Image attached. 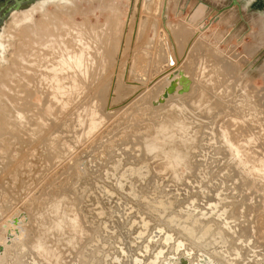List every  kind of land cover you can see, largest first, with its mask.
Here are the masks:
<instances>
[{
	"label": "rangeland",
	"instance_id": "obj_1",
	"mask_svg": "<svg viewBox=\"0 0 264 264\" xmlns=\"http://www.w3.org/2000/svg\"><path fill=\"white\" fill-rule=\"evenodd\" d=\"M56 1L0 26V264H264V0Z\"/></svg>",
	"mask_w": 264,
	"mask_h": 264
},
{
	"label": "bare ground",
	"instance_id": "obj_2",
	"mask_svg": "<svg viewBox=\"0 0 264 264\" xmlns=\"http://www.w3.org/2000/svg\"><path fill=\"white\" fill-rule=\"evenodd\" d=\"M146 1H148V0H145V2ZM40 3L41 4V6H44V5H46L47 3H50L51 2V0H39V1H37V2H34V3H32V4H29V5H27V6H25V7H23L22 9H20V10H18V11H14V12H11V14L9 15V17L11 18V16L13 15V14H15V13H17V12H21V11H24V10H27V9H29L30 7H32L33 5H35L36 3ZM69 2V0H57L56 1V3L55 4H69L68 3ZM165 7V6H164ZM164 10V9H163ZM165 11V10H164ZM163 12V11H162ZM165 24V23H164ZM163 24V25H164ZM3 32V31H2ZM2 32L0 33V63L3 61L2 59H3V57L1 56V52H2V48H3V46H4V44L2 43V38H1V35H2ZM25 32V31H24ZM23 32V33H24ZM23 33H21V34H23ZM42 35V34H41ZM23 36H25V37H27V36H32V39H33V34L31 33V35H29L27 32H25L24 34H23ZM38 36V35H37ZM43 36V35H42ZM30 38V37H29ZM28 40V39H27ZM29 41V40H28ZM31 41V40H30ZM33 42V41H32ZM28 44V43H27ZM30 45V44H29ZM32 47H34V46H32ZM61 62V61H60ZM61 63H63V62H61ZM173 64V63H172ZM61 66H64V65H61ZM60 66V68H62ZM57 67V66H56ZM58 67H59V65H58ZM57 67V68H58ZM65 67V66H64ZM63 67V68H64ZM57 69V70H61V69ZM66 69V68H65ZM65 69H63V70H65ZM62 71V70H61ZM180 71H177L175 74H173V75H171L170 76V83L171 82H173L174 83V85H175V91L174 92H176L177 94H178V91L181 89V87H180V82H179V75H178V73H179ZM184 74V73H183ZM175 76V77H174ZM186 78H187V76L186 75H184ZM61 78V77H60ZM189 80V79H188ZM169 83V84H170ZM177 85L179 86V89H177L176 87H177ZM169 86V85H168ZM167 86V87H168ZM166 87V88H167ZM165 88V89H166ZM165 89H164V91H165ZM164 91H162V93H161V95L158 97V99H157V101H159L161 98H162V95H163V93H164ZM173 92V93H174ZM157 101H156V103H157ZM164 101V99L162 100V102ZM161 102V103H162ZM170 104H171V102H170ZM176 105H174V104H172V105H174V109H176L178 106H177V103H175ZM175 106H177V107H175ZM171 107V109H173ZM168 111V110H167ZM166 111V112H167ZM172 114V112H167V114L169 115V114ZM173 116H174V112H173V115L172 116H170L169 115V119H171V118H173ZM24 117V116H23ZM24 119V118H23ZM21 120V119H20ZM30 120V119H29ZM26 121V120H25ZM24 122V121H23ZM28 123V122H27ZM26 123V124H27ZM29 124H31V123H29ZM24 125H25V122H24ZM15 126H16V124H15ZM29 126H31V125H29ZM21 127H24L23 125L21 126ZM32 127V126H31ZM27 128H29V127H27ZM34 128V127H33ZM31 130V129H30ZM160 130V129H159ZM179 131H181V130H179ZM29 132V131H28ZM163 133V132H162ZM178 134H179V132H178ZM180 135H181V133H180ZM175 136V135H174ZM179 136V135H178ZM172 137V135L170 136V138ZM175 138H178V137H175ZM173 139V138H172ZM170 140V139H169ZM174 143V142H173ZM171 148V147H170ZM177 151V150H176ZM175 153V152H174ZM178 153V152H177ZM184 158V157H183ZM186 158V157H185ZM183 160V159H182ZM186 160V159H185ZM184 161V160H183ZM174 162H176V160L174 161ZM179 162V161H178ZM179 164V163H178ZM185 164V163H184ZM186 165V164H185ZM168 167V166H167ZM175 167V166H174ZM173 167V165H172V168H174ZM188 167V166H187ZM189 169V168H188ZM168 170H169V168H168ZM193 171V170H192ZM246 171H248V169L246 170ZM245 171V172H246ZM156 172V171H155ZM175 172V171H174ZM194 173V172H193ZM248 173V172H247ZM166 174V173H165ZM173 174V173H172ZM185 174V173H184ZM187 175V174H186ZM191 175V174H190ZM248 175V174H247ZM160 176H162V175H160ZM223 176H225V175H223ZM238 176V175H237ZM250 176V175H249ZM154 177V176H153ZM251 177V176H250ZM249 177V178H250ZM156 178V177H155ZM174 178V177H173ZM194 178V177H193ZM238 178V177H237ZM152 179V178H151ZM177 179V178H176ZM253 179H255L254 177H253ZM172 180V179H171ZM183 180V179H182ZM242 180H243V178H242ZM239 181H241L240 179H239ZM245 181H247V180H245ZM244 181V182H245ZM252 181V180H251ZM150 182V181H149ZM149 182H147V184H149ZM166 182V181H165ZM168 182V181H167ZM170 182V181H169ZM178 182V181H177ZM179 182H181V181H179ZM179 182H178V184H179ZM250 182V181H249ZM240 183H242V182H240ZM177 184V183H176ZM245 184V183H244ZM241 185V184H240ZM245 185H247V184H245ZM178 186V185H177ZM181 186H182V184H181ZM146 187V186H145ZM242 187V186H241ZM99 189H100V187H98ZM104 189V188H103ZM117 196V195H116ZM100 202L102 203V202H104L103 200H100ZM146 202V201H145ZM171 202V201H170ZM118 204V207L119 208H122V207H124V211L122 210V216H123V218H126L127 216H129V214L131 213L130 211V208L128 207V206H126L125 204H121L120 202H117ZM164 205V204H163ZM100 206H102L101 204H100ZM100 206H98V204H96V207L100 210V214H98L99 215V218H101V219H103L102 221H101V224L103 225V227H104V234H106L107 232L109 233V231L111 230V227L113 226V220L114 219H116V218H114L113 217V215H111L110 213H112V211L110 210V209H106V208H102V207H100ZM153 206V205H152ZM155 206V205H154ZM165 207V206H164ZM154 211V210H153ZM141 212V211H140ZM151 212V211H150ZM120 215V214H119ZM156 215V214H155ZM133 216H136V217H134L133 218V221H135L134 223H133V226L135 225V227H134V232H133V234H132V239L130 240V245H132V246H134V244H136L139 240H140V238L143 236L144 237V233H145V230H147V228H145V226L147 227V225H146V223H145V220L143 219V217L142 218H140V217H137L138 216V214L137 213H135ZM157 217H158V215H156ZM118 217V216H117ZM120 217H121V215H120ZM16 218V217H15ZM120 220V219H119ZM132 220V219H131ZM130 220V221H131ZM18 222V221H17ZM25 222V221H24ZM8 223H9V221H8ZM8 223H5L6 225L8 224ZM10 223H11V221H10ZM21 222H19L18 224H20ZM150 223H152V222H150ZM150 223H148V224H150ZM9 225V224H8ZM7 225V226H8ZM16 225H17V223H16ZM5 226V225H4ZM10 227H11V225H9ZM19 226V225H18ZM58 226V225H57ZM61 226V225H60ZM132 226V227H133ZM13 227H15V226H13ZM41 227V226H40ZM131 227V225L129 226V228ZM162 227V226H161ZM54 228V227H53ZM128 228V229H129ZM159 228V227H158ZM62 229V228H61ZM17 230V229H16ZM33 231V230H32ZM124 231V230H123ZM153 231V230H152ZM169 231V230H168ZM35 232V231H34ZM36 232H37V230H36ZM142 232V233H141ZM147 232V231H146ZM16 234V233H15ZM110 234V233H109ZM59 235V234H58ZM14 236V235H13ZM13 236H12V238H13ZM11 237V235L9 236V238ZM147 238V237H146ZM160 238V237H159ZM148 239V238H147ZM7 240V239H6ZM21 240V239H20ZM24 240V239H23ZM119 240V239H118ZM117 240V241H118ZM156 240H158V238L156 239ZM155 240V241H156ZM167 240H170V237H168V236H165V237H163L162 239H161V241H163V242H166ZM179 241V240H178ZM120 242V241H119ZM129 242V241H128ZM32 243V242H31ZM118 243V242H117ZM154 243V242H153ZM174 243V242H173ZM34 244H35V242H34ZM26 246V245H25ZM131 246V247H132ZM188 246V245H187ZM178 247V246H177ZM177 247L175 248V253H176V250H177ZM28 248V247H27ZM32 249V248H31ZM118 250H119V252L121 253V255H123V254H125V251H124V248H122V247H118ZM31 251H33V250H31ZM137 251V250H136ZM138 252L140 253V254H148L149 252L151 253V257L149 258V260H145L144 261V263L143 264H156L157 263V261H158V258H159V256H161L162 254H163V247H161V246H153V248H152V245H151V242L149 241V240H147V241H145V243L144 244H142L140 247H139V249H138ZM1 253V252H0ZM174 256V252H171V254H169V256ZM106 257V256H105ZM180 257V256H179ZM192 257V256H191ZM2 258V257H1ZM134 259V258H133ZM136 259H138V257L136 258ZM111 260H112V258H111ZM164 261V260H163ZM164 263V262H163ZM189 263H190V261H189ZM201 263H203V264H213V262L210 260V259H208V258H204L203 257V259L201 260ZM167 264H169V262L167 263ZM217 264V263H216Z\"/></svg>",
	"mask_w": 264,
	"mask_h": 264
},
{
	"label": "water",
	"instance_id": "obj_3",
	"mask_svg": "<svg viewBox=\"0 0 264 264\" xmlns=\"http://www.w3.org/2000/svg\"><path fill=\"white\" fill-rule=\"evenodd\" d=\"M39 0H3L2 6H0V26L2 25L3 21L9 17L11 12L18 11L23 7L37 2ZM231 6L239 7V3L237 0L231 1ZM226 9V8H225ZM179 82L181 89L178 91V94L187 93L189 91L190 82L189 80L183 75V73L179 72ZM175 91V85L173 82L169 84V86L165 89L162 98L157 101L161 103L163 99L167 98L168 95L173 94ZM157 103V104H158Z\"/></svg>",
	"mask_w": 264,
	"mask_h": 264
},
{
	"label": "flooded vegetation",
	"instance_id": "obj_4",
	"mask_svg": "<svg viewBox=\"0 0 264 264\" xmlns=\"http://www.w3.org/2000/svg\"><path fill=\"white\" fill-rule=\"evenodd\" d=\"M2 4H3V0H0V6H2Z\"/></svg>",
	"mask_w": 264,
	"mask_h": 264
}]
</instances>
